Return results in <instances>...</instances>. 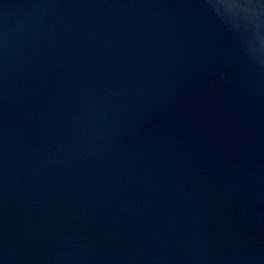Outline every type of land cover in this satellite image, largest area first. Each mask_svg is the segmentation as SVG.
Returning a JSON list of instances; mask_svg holds the SVG:
<instances>
[{
	"label": "water",
	"instance_id": "obj_1",
	"mask_svg": "<svg viewBox=\"0 0 264 264\" xmlns=\"http://www.w3.org/2000/svg\"><path fill=\"white\" fill-rule=\"evenodd\" d=\"M0 264H264V0H0Z\"/></svg>",
	"mask_w": 264,
	"mask_h": 264
}]
</instances>
